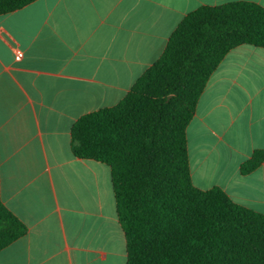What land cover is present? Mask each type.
<instances>
[{"label": "crops", "instance_id": "0c3cea01", "mask_svg": "<svg viewBox=\"0 0 264 264\" xmlns=\"http://www.w3.org/2000/svg\"><path fill=\"white\" fill-rule=\"evenodd\" d=\"M229 1L35 0L0 15V199L27 228L0 250V264L126 263L110 169L72 155L70 128L117 103L188 12ZM260 76L264 48L227 52L186 136L193 185L264 214V161L239 172L264 149Z\"/></svg>", "mask_w": 264, "mask_h": 264}, {"label": "trees", "instance_id": "16d2710c", "mask_svg": "<svg viewBox=\"0 0 264 264\" xmlns=\"http://www.w3.org/2000/svg\"><path fill=\"white\" fill-rule=\"evenodd\" d=\"M35 0H0V15ZM264 48V7L236 0L188 12L114 105L79 116L74 157L106 164L125 264H264V214L191 181L187 125L211 73L236 46ZM264 161L255 149L239 166ZM0 199V250L26 233Z\"/></svg>", "mask_w": 264, "mask_h": 264}, {"label": "rangeland", "instance_id": "374dc122", "mask_svg": "<svg viewBox=\"0 0 264 264\" xmlns=\"http://www.w3.org/2000/svg\"><path fill=\"white\" fill-rule=\"evenodd\" d=\"M257 89H259V92L256 94L257 102H264V78H259L256 79L255 83Z\"/></svg>", "mask_w": 264, "mask_h": 264}, {"label": "built area", "instance_id": "2783aa9c", "mask_svg": "<svg viewBox=\"0 0 264 264\" xmlns=\"http://www.w3.org/2000/svg\"><path fill=\"white\" fill-rule=\"evenodd\" d=\"M20 55H21V52H20V51H17V52H16V58H19Z\"/></svg>", "mask_w": 264, "mask_h": 264}]
</instances>
